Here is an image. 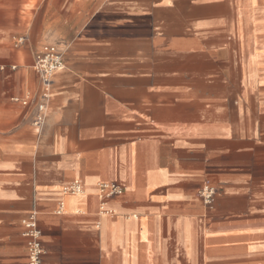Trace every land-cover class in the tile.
<instances>
[{
    "label": "crops",
    "instance_id": "obj_1",
    "mask_svg": "<svg viewBox=\"0 0 264 264\" xmlns=\"http://www.w3.org/2000/svg\"><path fill=\"white\" fill-rule=\"evenodd\" d=\"M31 212L42 264H264V0H0V264Z\"/></svg>",
    "mask_w": 264,
    "mask_h": 264
},
{
    "label": "built area",
    "instance_id": "obj_2",
    "mask_svg": "<svg viewBox=\"0 0 264 264\" xmlns=\"http://www.w3.org/2000/svg\"><path fill=\"white\" fill-rule=\"evenodd\" d=\"M25 38L18 39V44H23ZM66 66L64 52L57 44H44L36 54L34 68L38 73L41 81V90L35 98L36 114L34 116L33 125L41 130L46 123L47 114L49 110L50 99L53 90V83L56 74L63 70ZM13 68H16L13 66ZM16 100L22 101L23 104H30L29 99ZM101 191H105L107 196H115L123 193L124 189L117 183H101L99 185ZM67 192L77 193L82 191L80 182L76 181L69 188ZM202 200L211 205L216 196V188L210 183H205L200 192ZM24 236L27 238V245L29 250L28 262L26 264H42V256L44 248L41 241V230L38 224V217L36 212H31L30 215L23 221Z\"/></svg>",
    "mask_w": 264,
    "mask_h": 264
}]
</instances>
